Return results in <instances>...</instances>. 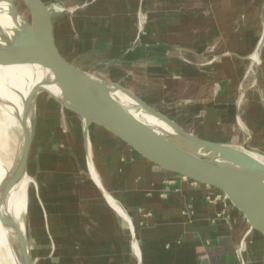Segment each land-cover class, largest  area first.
<instances>
[{"label": "crops", "instance_id": "0c3cea01", "mask_svg": "<svg viewBox=\"0 0 264 264\" xmlns=\"http://www.w3.org/2000/svg\"><path fill=\"white\" fill-rule=\"evenodd\" d=\"M44 1L77 10L68 17L58 9L54 23L67 56L88 64L83 70L122 85L204 140L245 143L237 94L261 38L249 6L235 13L234 0H222L234 11L229 17L220 0ZM140 13L148 23L139 39ZM93 139L101 186L83 148L47 139L52 145L30 203L35 264H264V238L247 233L231 204L208 199L214 194L206 188L136 157L102 129Z\"/></svg>", "mask_w": 264, "mask_h": 264}, {"label": "water", "instance_id": "95a60500", "mask_svg": "<svg viewBox=\"0 0 264 264\" xmlns=\"http://www.w3.org/2000/svg\"><path fill=\"white\" fill-rule=\"evenodd\" d=\"M20 1L29 9L32 23L26 22L25 33L18 32L19 38L14 43L0 45V64L46 66L63 94L62 99L48 94L41 102L36 139L43 135L47 126L45 138L55 134L64 144L74 143L83 148L87 155L90 143L94 156L96 143L93 134L96 128L102 129V133L112 136L136 157L176 175L192 188H206L214 194V197L208 195V199L231 204L246 220L247 233L251 236L258 233L264 238V163L251 155L254 152L264 158V152L250 147L254 132L241 125L240 103L237 105V124L248 134L245 143L237 148L204 140L122 85L83 70L62 48L54 23L58 12L51 14L52 4L47 5L42 0ZM263 39H260L257 51ZM257 74L253 86L256 85ZM40 91V88L36 89L34 96ZM117 92L125 93L137 107L167 125L173 133L136 117L118 101L115 97ZM56 109L58 113H55ZM26 221L25 244H29Z\"/></svg>", "mask_w": 264, "mask_h": 264}, {"label": "bare ground", "instance_id": "6f19581e", "mask_svg": "<svg viewBox=\"0 0 264 264\" xmlns=\"http://www.w3.org/2000/svg\"><path fill=\"white\" fill-rule=\"evenodd\" d=\"M15 3L13 0H0V45L2 46L14 43L15 39L19 38L17 33H25L26 31V21L16 10ZM59 8L65 10L62 5L52 4L50 6L51 14L57 12ZM249 60H251L250 69L256 68L257 74L261 62L257 49ZM39 88L42 91L34 96L36 89ZM48 94L58 99L63 98L62 91L55 83L53 73L46 66L25 63L0 64V223L3 225L2 217L7 218L8 228L6 229L12 232V239L14 240L13 251L10 252L11 254L9 253L8 261L10 264H33L31 238L29 244L28 242L25 244L26 220H28L30 236L29 185L34 183V179L29 175V155L35 134L38 99L40 96H48ZM115 97L121 104L128 107L136 117L160 130L173 133L167 125L137 107L125 93L117 92ZM244 97L245 95L240 96L237 105L242 103ZM21 108L27 111L28 119L26 124H22L24 134L18 145ZM240 119L244 123L241 117ZM88 149L87 161L90 175L94 182L101 186L100 179L94 168L90 143L88 144ZM251 155L264 163L262 156L254 152ZM107 199L113 208L130 224L128 217L117 203L109 196H107Z\"/></svg>", "mask_w": 264, "mask_h": 264}, {"label": "rangeland", "instance_id": "374dc122", "mask_svg": "<svg viewBox=\"0 0 264 264\" xmlns=\"http://www.w3.org/2000/svg\"><path fill=\"white\" fill-rule=\"evenodd\" d=\"M42 1L45 2L44 0H42ZM86 1H89V0H85L84 2H86ZM51 4L61 5V3H59L58 1H52ZM15 5H16V8L18 9L20 15L24 18V20L27 23L31 24L32 18H31L30 11L27 8L26 4L23 1L18 0V1H16ZM243 5L249 6L250 11L253 14L254 13L256 14L253 17L254 25L256 27V32H258V35H261L260 39L262 40V38L264 37L263 36L264 0H247V1L246 0H234V4L232 5V8H234L235 13H237V11L239 9L238 7L241 6V8H242ZM219 7H220L221 13H223L224 15L228 14L229 17L234 12L231 9L230 5H227L226 2L223 3L222 0H220ZM257 8L260 11V13L257 11ZM76 11H70L69 9L68 10L65 9L64 12H62L60 15H64V16L67 15L69 17V16H73V14ZM79 11H81V10H79ZM236 15L238 16V14H236ZM238 18H240V17H238ZM261 30H262V33H261ZM263 46H264V39H263V43L261 44V46L258 50L261 62H260L259 70H258L260 72L258 73V76H257L256 85L253 86V83H254L255 77H256V70H257L254 66L255 69H249L248 76L245 78V80H244L242 86L239 88L238 94H237L238 99H239L240 96L246 91L244 100L242 99V103L240 105V116L242 118V121L244 122V123L241 122V125H242V127L245 126L246 129H250L249 126H251V128L254 127L252 129L256 130L257 134L254 133L252 141L250 142V146L253 148H256L262 152H264V47ZM254 52H253V54H254ZM82 62H84V61H82ZM76 63L79 64L80 66H83V67L88 65L86 63V61L84 62L85 65L83 63H80L78 60H76ZM249 66L251 67V64ZM97 71L99 72L98 69H97ZM100 72L105 73V70H100ZM249 92H251L250 93L251 95H249ZM46 97H47V95H42L38 99V110H37L36 125H37L38 116L40 113L41 102ZM236 105H237V102H236ZM60 112H62V111L60 110ZM58 117L62 119V116H58ZM24 119H25V121H24ZM27 119H28L27 111L21 108L20 117H19L20 123H19V128H18V140H17L18 145H19V142H20L22 135L24 134V128L22 127V124H26ZM23 121H24V123H23ZM57 125H59V127H60V124H57ZM46 129H47V126H45L43 130L45 131ZM237 129H238V132L241 133V135H239V138H241L242 141L247 140L248 134L246 132H243L239 128V126H237ZM44 131H43V135H45ZM41 136H42V134H41ZM35 137H36V126H35V134H34V137L32 140L30 155H29V175H30V177H32L34 179V183H31L29 185L30 186V189H29V215H30V203H32L33 200L35 199V194L37 191V185L39 183L40 173L36 174V172H37L38 168H42L43 165L46 163L45 158H46V155L48 153L47 147L52 145V143L47 140L48 137H46L44 139L42 144L40 142V144L38 145L37 139ZM40 139H41V137H40ZM61 144H63L61 146H63L64 149L67 148L63 142ZM38 164H40V165H38ZM2 222H3V225H1V223H0V264H10V262L8 260H9V255L11 254L10 252L13 251V248H14V240L12 239V237H13L12 232L10 230L6 229V228H8L7 218L2 217ZM31 244H32L31 255H32V258L35 259L37 256V252H36L37 251V245H36V242H34L32 240H31ZM243 248H244V245L241 247V249L243 250ZM33 263H34V260H33Z\"/></svg>", "mask_w": 264, "mask_h": 264}, {"label": "built area", "instance_id": "2783aa9c", "mask_svg": "<svg viewBox=\"0 0 264 264\" xmlns=\"http://www.w3.org/2000/svg\"><path fill=\"white\" fill-rule=\"evenodd\" d=\"M63 12H64V10H63ZM61 13H62V10H61ZM141 17L144 18V16L140 13L138 15V18H137L138 38L139 39L145 34V31H143L144 22H143V18H141ZM141 24H142V29H141ZM241 264H245V262L244 263L242 262Z\"/></svg>", "mask_w": 264, "mask_h": 264}, {"label": "flooded vegetation", "instance_id": "af4514ba", "mask_svg": "<svg viewBox=\"0 0 264 264\" xmlns=\"http://www.w3.org/2000/svg\"><path fill=\"white\" fill-rule=\"evenodd\" d=\"M70 8H71V10H73L72 7L64 8V9H70ZM59 9H62V8H59ZM62 12H63V10H62ZM141 18H143V17H141ZM143 22H144V26L147 25L148 20H147V17H146V16L143 18ZM144 26H143V31H145V30H144ZM141 29H142V24H141ZM252 55H253V54H252Z\"/></svg>", "mask_w": 264, "mask_h": 264}]
</instances>
